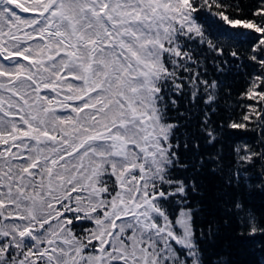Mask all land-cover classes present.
Returning <instances> with one entry per match:
<instances>
[{"label": "snow or ice", "instance_id": "1", "mask_svg": "<svg viewBox=\"0 0 264 264\" xmlns=\"http://www.w3.org/2000/svg\"><path fill=\"white\" fill-rule=\"evenodd\" d=\"M241 11L229 0H0V264H204L188 206L199 184L176 172L230 185L239 171L224 176L209 149L225 128H264V0ZM246 43L259 72L241 96L258 105L221 123L204 61L223 73ZM234 151L238 167L264 161V149Z\"/></svg>", "mask_w": 264, "mask_h": 264}, {"label": "trees", "instance_id": "2", "mask_svg": "<svg viewBox=\"0 0 264 264\" xmlns=\"http://www.w3.org/2000/svg\"><path fill=\"white\" fill-rule=\"evenodd\" d=\"M229 2L239 5L242 10L234 14L249 18L261 4V0ZM249 47L246 43L239 48V60L226 56L224 59L228 64L223 73L214 70L211 59L204 61L209 75L220 82V101L214 119L221 123L229 116L239 121L246 104L258 105L257 101H248L241 96L246 91L252 75L259 72L254 63L245 59ZM185 104L186 101L181 104L180 111H184ZM169 116L176 119V111L170 110ZM187 131L188 129H181V133ZM245 144L256 151L264 149V128H256L255 123H250L246 129L225 128L216 148L209 149L213 154L216 151L221 153L224 176L229 172L239 171V179L233 180L230 185L225 184L220 175L212 174L208 169H202L199 173H183L179 170L176 172L181 178L185 175H195L199 184L197 192L189 193L188 206L196 210L195 227L205 233L203 239L198 240L204 264H264V161L256 159L252 164L238 167L234 149ZM183 151L181 148V152ZM237 204L239 207H236ZM169 210L171 218L174 219L179 207L172 205ZM249 217L255 219L258 229L255 233L251 232ZM80 227L92 225L85 223ZM209 228L211 235L208 234ZM197 235L199 236V232Z\"/></svg>", "mask_w": 264, "mask_h": 264}]
</instances>
